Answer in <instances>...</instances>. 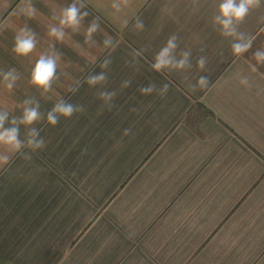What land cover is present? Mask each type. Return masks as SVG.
I'll use <instances>...</instances> for the list:
<instances>
[{
    "label": "crops",
    "instance_id": "obj_1",
    "mask_svg": "<svg viewBox=\"0 0 264 264\" xmlns=\"http://www.w3.org/2000/svg\"><path fill=\"white\" fill-rule=\"evenodd\" d=\"M222 3L0 0V114L22 142L0 143V264H264V0L234 21L243 41L217 22ZM72 4L86 15L61 26ZM25 26L37 43L19 55ZM172 37L190 66L154 69ZM41 55L57 61L48 91L31 83ZM60 101L77 110L52 125ZM37 104L41 118L20 123Z\"/></svg>",
    "mask_w": 264,
    "mask_h": 264
},
{
    "label": "clouds",
    "instance_id": "obj_2",
    "mask_svg": "<svg viewBox=\"0 0 264 264\" xmlns=\"http://www.w3.org/2000/svg\"><path fill=\"white\" fill-rule=\"evenodd\" d=\"M260 0H223V3L220 5V16L216 17V20L219 24L222 25L223 31L225 35L234 36L238 41H243L244 36L242 33H238L235 26V22H241L247 16L250 8L254 6H259ZM25 15L29 18H33L35 15L34 6H29L27 10H21ZM83 15H86L83 14ZM83 15L80 14L79 9L75 4L68 6L63 14V18L60 20L61 26H73L76 27L79 25L81 19H83ZM143 27L142 24L139 25ZM96 25H92L88 29L89 37L93 32L96 31ZM49 35L56 37V39L61 40L63 38V29L53 27L50 29ZM175 37L169 39L168 44L165 48L157 56V62L153 65V68L156 70H161L162 67L165 66H173L176 68H184L186 65H189V53H184V58L179 61H174L171 57L172 50L176 47ZM36 38L35 33L29 29L27 26L21 28L15 37V45L13 51L19 55H28L31 53L36 47ZM107 43V42H106ZM251 42L247 43H234L232 48L233 52L236 54H241L250 49ZM254 57L259 62H264V52L257 51L253 54ZM206 61L202 57L198 60L199 67L203 70L205 67ZM57 70V61L53 56L41 55L38 61L35 64V67L32 71L31 83L42 87L44 91L50 90L52 83L55 79ZM18 75L15 74V69H11L6 73H3V79L6 83V87L11 90L14 87L15 81L18 79ZM105 80V76L100 74L98 76H92L88 79V83L95 84L98 81ZM207 80V77H201L199 80L200 85H204ZM242 84H247V78L241 80ZM127 86V84L125 85ZM167 85H165V89ZM142 92H150L152 91V86L141 88ZM103 96H107L111 98L110 93H104ZM25 104L29 103V101H25ZM77 109L64 101H60L53 109L48 113V121L50 124L55 125L58 123V116L56 113H60L66 117H70L74 111ZM41 118V114L39 112V104L33 108H25L24 114L20 118V123L25 125H31L35 121ZM6 119V114H0V143L11 145L14 149L19 150L22 147V142L18 138V128L13 127L11 129L4 128V121ZM13 124L17 123V120L14 118L12 120ZM32 139L28 141L30 146L35 148H39L43 146V140H36V137L39 135L36 129H32L30 132ZM8 157L0 158V163H7Z\"/></svg>",
    "mask_w": 264,
    "mask_h": 264
}]
</instances>
